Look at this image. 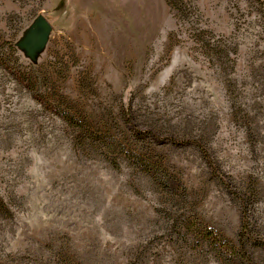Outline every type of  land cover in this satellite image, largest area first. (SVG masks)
I'll return each mask as SVG.
<instances>
[{"label": "rangeland", "instance_id": "obj_1", "mask_svg": "<svg viewBox=\"0 0 264 264\" xmlns=\"http://www.w3.org/2000/svg\"><path fill=\"white\" fill-rule=\"evenodd\" d=\"M0 264H264V0H0Z\"/></svg>", "mask_w": 264, "mask_h": 264}, {"label": "water", "instance_id": "obj_2", "mask_svg": "<svg viewBox=\"0 0 264 264\" xmlns=\"http://www.w3.org/2000/svg\"><path fill=\"white\" fill-rule=\"evenodd\" d=\"M50 31V23L44 16L40 15L27 29L19 45L30 57H33L36 52L44 47Z\"/></svg>", "mask_w": 264, "mask_h": 264}, {"label": "trees", "instance_id": "obj_3", "mask_svg": "<svg viewBox=\"0 0 264 264\" xmlns=\"http://www.w3.org/2000/svg\"><path fill=\"white\" fill-rule=\"evenodd\" d=\"M141 132L140 131H137L136 132V137L138 138V135L141 136ZM155 138H157L155 136ZM126 159H130V155L128 152H126V154H124ZM135 155V154H133ZM137 166H139V168L141 170H144V171H147L150 175L155 176V171L157 169V166L155 164V162H149L147 166H144L141 164H137ZM193 226L189 225L188 228H189V231L191 233H194L196 236L197 235H200L201 237L203 238H207L209 239L210 241H212L213 243H216L219 245V248H221L223 251H226V252H229V253H234V247L233 246H230V244L226 241H222L220 240L216 234H213L212 232L210 231H204V230H199L198 233L195 232L194 228H192Z\"/></svg>", "mask_w": 264, "mask_h": 264}]
</instances>
